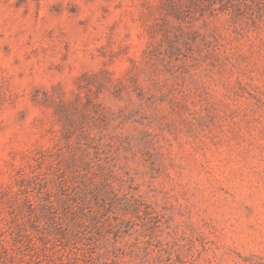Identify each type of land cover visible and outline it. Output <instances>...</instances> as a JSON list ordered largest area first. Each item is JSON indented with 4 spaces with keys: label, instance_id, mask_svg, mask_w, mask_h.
Returning a JSON list of instances; mask_svg holds the SVG:
<instances>
[{
    "label": "rangeland",
    "instance_id": "obj_1",
    "mask_svg": "<svg viewBox=\"0 0 264 264\" xmlns=\"http://www.w3.org/2000/svg\"><path fill=\"white\" fill-rule=\"evenodd\" d=\"M0 264H264V0H0Z\"/></svg>",
    "mask_w": 264,
    "mask_h": 264
},
{
    "label": "trees",
    "instance_id": "obj_2",
    "mask_svg": "<svg viewBox=\"0 0 264 264\" xmlns=\"http://www.w3.org/2000/svg\"><path fill=\"white\" fill-rule=\"evenodd\" d=\"M6 255L7 256H9L10 255V253L8 252V253H6V251L5 252H3V253H1L0 252V263H2L3 261H2V259L4 258V257H6ZM7 258V257H6ZM9 264H13V263H9Z\"/></svg>",
    "mask_w": 264,
    "mask_h": 264
}]
</instances>
